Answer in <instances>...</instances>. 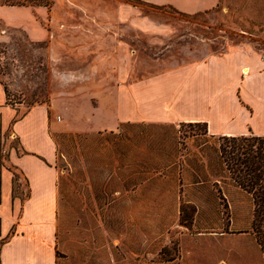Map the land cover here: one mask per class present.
<instances>
[{
  "label": "rangeland",
  "instance_id": "rangeland-1",
  "mask_svg": "<svg viewBox=\"0 0 264 264\" xmlns=\"http://www.w3.org/2000/svg\"><path fill=\"white\" fill-rule=\"evenodd\" d=\"M124 2L140 9V20L122 25L114 18ZM47 12L32 19L0 9V81L8 102L22 111L100 90L113 82L117 63L133 78L242 42L264 54V0H219L195 14L142 0H54ZM78 13L102 14L99 23H87L93 34L76 31V21L46 18ZM39 22L56 33L29 39L40 34ZM250 86L249 97L264 111V85ZM52 135L58 264H264L252 198L223 169L218 136H209L204 123H123L116 131ZM125 160L137 164L140 207L122 211L124 198L114 191L128 188Z\"/></svg>",
  "mask_w": 264,
  "mask_h": 264
},
{
  "label": "crops",
  "instance_id": "crops-1",
  "mask_svg": "<svg viewBox=\"0 0 264 264\" xmlns=\"http://www.w3.org/2000/svg\"><path fill=\"white\" fill-rule=\"evenodd\" d=\"M142 1L170 5L187 14L213 9L219 2ZM6 8L22 10L32 19H43L39 14L44 10L48 14L44 6L0 5V9ZM127 8L131 17L125 14ZM118 10L114 18L122 25L140 20L136 14L140 9L132 3L124 2ZM47 14L54 24L73 20L76 31L85 28L89 32L87 23H99L102 18V14H67L62 18ZM39 23L40 34H28L29 39L42 41L56 33ZM117 64L113 82L100 90L55 99L50 105L37 104L25 111L8 102L0 81V264H58L59 171L53 131L100 132L116 131L123 123L202 122L209 136H264V111L259 112L248 93L253 83L260 84L257 91L264 85V54L253 42L238 43L223 53L187 60L146 76L132 78L134 72L130 76L123 63ZM52 112L59 115L58 120L51 117ZM122 165L128 188L114 192L124 198L120 207L125 211L140 207L139 182L134 181L135 160H125Z\"/></svg>",
  "mask_w": 264,
  "mask_h": 264
},
{
  "label": "trees",
  "instance_id": "trees-1",
  "mask_svg": "<svg viewBox=\"0 0 264 264\" xmlns=\"http://www.w3.org/2000/svg\"><path fill=\"white\" fill-rule=\"evenodd\" d=\"M53 4L54 0H0V5L8 6H44L49 9ZM217 140L223 169L230 179L252 198V228L256 242L264 252V136L222 135L218 136Z\"/></svg>",
  "mask_w": 264,
  "mask_h": 264
},
{
  "label": "bare ground",
  "instance_id": "bare-ground-1",
  "mask_svg": "<svg viewBox=\"0 0 264 264\" xmlns=\"http://www.w3.org/2000/svg\"><path fill=\"white\" fill-rule=\"evenodd\" d=\"M244 72L246 73V71L244 70Z\"/></svg>",
  "mask_w": 264,
  "mask_h": 264
}]
</instances>
